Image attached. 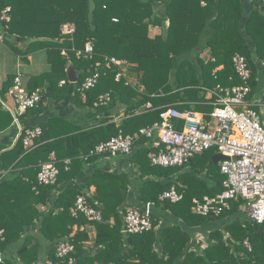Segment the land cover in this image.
<instances>
[{
  "label": "trees",
  "instance_id": "16d2710c",
  "mask_svg": "<svg viewBox=\"0 0 264 264\" xmlns=\"http://www.w3.org/2000/svg\"><path fill=\"white\" fill-rule=\"evenodd\" d=\"M239 6V0H0L2 43L24 61L27 56L44 50L50 67L48 72L32 77L28 82L26 90L39 89L41 101L26 114L43 110L42 102L48 98L42 90L45 86L56 103L63 100L72 87V101L91 115L92 110L99 113L116 104L125 108V118L118 125L108 123L68 136L52 137L50 131L54 125L35 126L41 129V134L33 140V145L37 146L27 153L21 139L10 150L0 145V231H3L0 264L220 263L214 261L220 257L217 252L214 259L209 254L215 246L208 247L203 253L187 249L190 235L178 225H165L157 235L155 230L159 220L153 215L150 231L128 234L124 238L122 220L127 210L124 203L130 184L127 175L95 170L86 184V188H95L92 197H88L73 180L77 174L75 170L85 161L82 156L96 145L119 132L137 134L140 129L158 122L160 112L169 107L180 112L191 109L201 112L205 108L192 107L191 104L205 100L207 90L218 84L224 87L240 84L231 61L236 53L248 62L251 69L249 87L251 93H255L254 61H264V15L252 11L244 26L253 41L251 47L239 29L241 11L240 14L235 12ZM6 8H9L8 22L1 20V13ZM64 23L75 25L72 36L60 34ZM154 27L160 28L162 33L151 37L150 28ZM86 43L92 46V57L83 53ZM204 51L209 52L214 62L200 58ZM77 52L82 55L77 56ZM189 54L195 55L199 70L189 59ZM111 58L126 64L129 71L139 75L141 91L128 83L127 76L115 81L121 66L110 63ZM69 63L79 72L76 84L68 82L66 66ZM218 67L221 69L213 75V70ZM94 71L99 73V79L83 100L78 89ZM195 74L199 78L196 83ZM230 77L232 81H229ZM13 80L14 76L10 75L0 90L1 96L12 86ZM61 81L65 84L59 85ZM104 93H109L111 102L95 107L98 97ZM209 99L213 101L212 97ZM147 103L152 105V110L135 113ZM107 122L108 119L104 121ZM11 125L9 113L0 110V133ZM146 140L140 137L136 143ZM148 151L139 150L131 159L142 181L144 204H161L189 228L204 226L235 213L242 206V202L232 203L231 210L218 218L195 215L191 210L192 199L200 198L204 193L197 195V191L191 193L189 190L206 186L199 177L204 174L214 183L206 189L207 195L204 196L220 193L224 176L218 166L212 164L210 156L205 159L206 152L193 158L188 165L198 158L191 167L195 175L185 179L183 185L186 189L183 190L177 187L176 181H166L162 185L153 179H145L152 176L168 180L174 170L177 171V168L152 166ZM52 152L59 161L57 182L49 186L38 185L39 165L48 161ZM95 158L89 157L85 162ZM64 159H70L68 170L62 164ZM192 183L194 187H191ZM174 185L183 195L182 200L176 204L159 201V195ZM78 195L86 196L88 203L100 212L99 221H89L83 215L71 217L69 211ZM48 205L51 208L41 212L39 208ZM74 226L77 231L72 235ZM88 228L95 232L91 249L84 245L89 240ZM226 232L231 240L241 245L246 240L252 249L249 252L245 248V251L254 258L255 264H264V223L249 221L241 226L234 222L226 227ZM210 240L223 243L222 233L214 230ZM61 241L73 245V252L63 259L55 255L56 246ZM99 248L102 249L97 252ZM220 251L225 253L224 246Z\"/></svg>",
  "mask_w": 264,
  "mask_h": 264
},
{
  "label": "built area",
  "instance_id": "2783aa9c",
  "mask_svg": "<svg viewBox=\"0 0 264 264\" xmlns=\"http://www.w3.org/2000/svg\"><path fill=\"white\" fill-rule=\"evenodd\" d=\"M9 8L2 11L1 20L9 21ZM75 25L64 23L60 27L62 36H72ZM3 35L0 34V42ZM85 55L92 57V46L86 43ZM65 55L64 52H62ZM77 56L82 53L77 52ZM214 62L213 58H209ZM232 67L240 84L224 87L220 84L207 90L213 98V110L208 115L185 110L178 111L169 107L159 114V121L152 126L142 128L135 135H125L119 132L108 141L96 145L89 153L82 156L83 160L89 157H110L129 155L137 140L144 137L153 140L154 150L148 153L150 164L155 167L181 168L207 151L214 150L226 157L218 163V168L224 180L222 191L213 196H203L192 199V212L201 217L218 218L231 210L232 203L242 202V208L247 219L257 224L264 223V114L255 111L247 101L250 94L249 81L251 69L246 58L238 53L231 59ZM109 62L117 67L121 64L114 58ZM218 71L213 70V75ZM125 78L124 73L118 68L115 81ZM99 79L97 71L92 72L82 82L78 89L82 99L88 90L93 89ZM232 81V78H229ZM61 81L59 85H64ZM13 107L5 103L1 105L6 109L13 121L16 140L21 139L23 147L28 149L33 145V140L41 134L39 127L25 128L21 117L27 111L37 107L41 101L39 89L28 92L21 83L20 75H15L12 86L8 91ZM111 101L109 93L100 95L96 105H106ZM144 110H152V105L147 103ZM178 121L180 124H178ZM180 125V126H179ZM59 161L54 152L49 155L48 161L39 165L36 180L38 185L49 186L57 182L60 169ZM65 170L69 169L70 159L62 160ZM183 195L178 193L174 186L159 195L161 202L168 201L176 204ZM70 215L77 218L83 215L89 221H99L100 213L96 211L84 195L76 197ZM152 229L151 211L148 205L145 210L129 208L123 218L122 232L128 234H141ZM3 231H0V236ZM244 245L248 250L247 241ZM73 252V245L68 241H61L55 249L56 257L63 259ZM1 259V256H0ZM72 262V260H70Z\"/></svg>",
  "mask_w": 264,
  "mask_h": 264
},
{
  "label": "crops",
  "instance_id": "0c3cea01",
  "mask_svg": "<svg viewBox=\"0 0 264 264\" xmlns=\"http://www.w3.org/2000/svg\"><path fill=\"white\" fill-rule=\"evenodd\" d=\"M237 1L238 0H234V2ZM239 3H240L239 6L240 8L239 9L237 8L238 10H235V12L239 14L241 11L239 29L240 31H242V36L246 38L247 43H250V46L253 47V41L246 34L244 26L249 20L252 11H258L257 13H261L262 15H264V0H239ZM202 5H204V3H202ZM165 24L167 25L168 22H166ZM161 33L162 30L160 28L157 27L150 28L151 37H155ZM209 55H210L209 52L205 51L200 54V58L207 61L208 58H210ZM188 56L189 59L193 62V64L196 66V68L199 70L198 63L195 59V55L189 54ZM26 59L27 60L25 61L22 60V58L16 56L11 50H9V48L5 44L0 42V90H2L4 84L8 81L10 75L13 76L20 75L22 86L25 89H27L28 82L32 77L39 76L42 73L48 72L50 69L49 64L47 63L46 52L44 50L38 51L37 54L34 55L32 54L30 56H27ZM119 62L121 64L120 70L124 73L125 77L127 76L126 78L128 79V83L131 84L134 88H137L138 90L141 91L142 86L138 83L139 75L129 71L130 67L127 66L126 64L124 65V63H122L121 61ZM254 62L256 68L255 93H251V89H250V95H248L249 97L247 98V101L255 111L264 114V61L255 59ZM217 69L219 71L221 68L218 67ZM72 89L73 88L71 87L69 93L66 95V97L63 100L56 103L51 99L49 88H47L46 86L43 87L42 90L44 91V93L48 94V98H46L42 102L43 110L40 113H36V114L34 113L24 114L21 117V122L24 125V127L29 129L35 126H40L42 124L43 126L54 125V127L50 131L51 136L62 137L71 134H77L78 132L86 131V129L88 128L100 126L108 123H114L115 125H118L121 122V120L125 118V108L120 104H116V106H114L113 108L104 110L103 112H99V113H95L92 110L93 115L89 114L88 110L79 107L76 103H74V101H72L73 98ZM8 91H6L5 95L3 96L0 95V110L5 111L7 113L9 112L2 107L1 102L5 103L10 108L13 107V103L9 98ZM210 97L211 96H209L208 94L205 100L201 102L196 101L192 103L191 106L192 107L200 106L202 108H205L201 112H197V113H200L202 115H208L213 110V105H212L213 101L209 99ZM94 106L98 107L96 104H94ZM143 110L144 107L141 108L139 111H136L135 113L137 114L139 112H142ZM189 111H193V110L191 109ZM107 119L109 122L104 123V121ZM16 142L17 140L15 138V130L12 121V125L10 126V128L0 133V145L3 146L4 149L6 150H10L14 147ZM36 146H37L36 144L32 145L33 148H35ZM31 148L28 149L24 148V149L26 150L27 153L31 150ZM139 150H143V151L149 150L148 153L152 152L154 150L153 140H146L145 142L142 143H136L132 152L127 156H117L114 158L98 156L88 163L83 161L82 166L80 165L79 168L75 170L77 171V174L73 181L81 190L85 191V194L88 197H92L95 193V188L93 186L86 188V184L92 177L93 172L95 170L99 169L114 174H125L130 178V184L126 191V199L124 203L126 205V208L127 209L135 208L143 211L149 205L151 215L155 216L159 220V224L155 230L157 235H159V233L161 232V228L165 225H171V226L178 225L180 228L183 229V231L187 232L190 235V240L189 243L187 244V249H190V251L196 250L197 252L202 251L203 253L204 250L208 249V247L215 246L214 248L211 249L209 254L210 256H213L214 259L215 258L214 256L217 252V254L220 257L219 258L216 257L214 261H218V263L220 262L219 264H255L254 258L252 256H249L247 251H245L246 246L244 244L241 245L239 242H235L231 240L230 234L226 232V227L230 223L236 222L242 226L246 222H249L241 205L239 206L238 210L235 213L226 215L223 218L214 220L201 227L189 228L186 227L181 221H178L168 210H165L161 204H157V205L153 203L144 204L141 198L143 191L142 181L139 179L137 175L138 168L134 165V163L131 160ZM214 154L216 153H213L211 157ZM211 157H210V161H211ZM206 158L207 157H205V159ZM196 162L197 160L193 161V163L190 165L177 168V171L174 170L173 175L170 176L168 180H164L163 178L156 179L153 178L152 176H148L145 179L148 180L153 179L155 181L160 182L162 185H164L166 181H176L177 187L185 190L186 188L183 184L186 181L185 180L186 178L189 179L190 177L191 178L194 177L195 174L194 172H191V167L195 165ZM0 175H2L1 172ZM199 177L200 179H202L203 182L209 185V188L198 187L197 190H191V189L189 190V192L191 193L197 191L196 193L197 195L204 193L203 191H206V189H210L211 185H214L213 182L207 180L206 175L201 174ZM191 187H194L193 183L191 184ZM204 195L207 194L204 193ZM193 198H197V197H193ZM50 208L51 205H48L46 207L41 206L39 209L41 210V212H46ZM214 230L220 231L222 233L223 243H217L214 241L211 242L210 236ZM76 231H77V227L74 226L72 235L75 234ZM88 237L89 240L85 242L84 245L88 249H91L93 247V240L95 237V232L91 228H88ZM156 246H158L160 249L159 245ZM223 246L225 253L220 251L223 249ZM99 249H97L96 251L100 252L102 248ZM251 249L252 247H250V250L248 251L250 252ZM222 253H224L223 257H222ZM45 256L46 254H44L43 259H45ZM224 261L227 263H225ZM134 263L137 262L134 261ZM94 264H98V263L95 262Z\"/></svg>",
  "mask_w": 264,
  "mask_h": 264
},
{
  "label": "water",
  "instance_id": "95a60500",
  "mask_svg": "<svg viewBox=\"0 0 264 264\" xmlns=\"http://www.w3.org/2000/svg\"><path fill=\"white\" fill-rule=\"evenodd\" d=\"M78 75H79V72L76 71V69L70 63L67 64V66H66V76H67L68 82L71 83V84H76ZM224 160H226V157L222 156L219 153L214 154L211 157V162H212V164L214 166H218V163L221 162V161H224ZM123 236L126 237V234L123 233Z\"/></svg>",
  "mask_w": 264,
  "mask_h": 264
},
{
  "label": "rangeland",
  "instance_id": "374dc122",
  "mask_svg": "<svg viewBox=\"0 0 264 264\" xmlns=\"http://www.w3.org/2000/svg\"><path fill=\"white\" fill-rule=\"evenodd\" d=\"M205 52V51H204ZM34 54H37V53H34ZM33 54V55H34ZM210 56V55H209ZM209 59V58H208ZM195 76H196V74H195ZM198 80H199V78H197V76L196 77H194V83H196V82H198ZM207 92V91H206ZM213 153H216V151H214V150H210V151H207L206 152V155H205V157H207L208 158V156H210L211 157V155L213 154ZM217 154V153H216ZM198 158H196V160H197ZM195 159H194V161H196ZM205 188H209V185H207L206 184V186H205ZM204 193L206 192V191H203ZM206 194V193H205ZM202 196H204V195H202ZM201 196V197H202ZM200 197V198H201Z\"/></svg>",
  "mask_w": 264,
  "mask_h": 264
}]
</instances>
